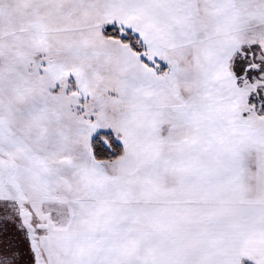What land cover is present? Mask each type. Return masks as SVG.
<instances>
[{
	"label": "snow or ice",
	"instance_id": "6c2138e0",
	"mask_svg": "<svg viewBox=\"0 0 264 264\" xmlns=\"http://www.w3.org/2000/svg\"><path fill=\"white\" fill-rule=\"evenodd\" d=\"M0 264H264V0H0Z\"/></svg>",
	"mask_w": 264,
	"mask_h": 264
}]
</instances>
